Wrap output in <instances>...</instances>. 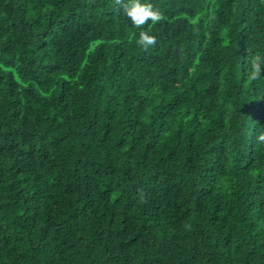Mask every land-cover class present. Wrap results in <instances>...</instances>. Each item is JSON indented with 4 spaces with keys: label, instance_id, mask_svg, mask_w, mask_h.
Wrapping results in <instances>:
<instances>
[{
    "label": "trees",
    "instance_id": "obj_1",
    "mask_svg": "<svg viewBox=\"0 0 264 264\" xmlns=\"http://www.w3.org/2000/svg\"><path fill=\"white\" fill-rule=\"evenodd\" d=\"M150 2L0 0V264H264V0Z\"/></svg>",
    "mask_w": 264,
    "mask_h": 264
},
{
    "label": "clouds",
    "instance_id": "obj_2",
    "mask_svg": "<svg viewBox=\"0 0 264 264\" xmlns=\"http://www.w3.org/2000/svg\"><path fill=\"white\" fill-rule=\"evenodd\" d=\"M116 3L123 8L124 14L134 26L139 27L149 21L156 23L161 19L160 12L153 7L150 0H116ZM136 42L142 48L147 49L149 46L155 45L157 40L156 36L149 31H141ZM251 68L252 79L264 75V56H255L252 60ZM258 139L264 143V133L260 134Z\"/></svg>",
    "mask_w": 264,
    "mask_h": 264
}]
</instances>
